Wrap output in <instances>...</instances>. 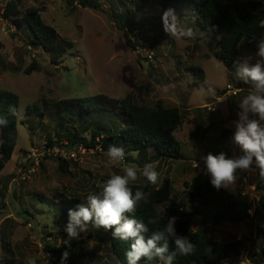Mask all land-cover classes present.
<instances>
[{"label": "rangeland", "instance_id": "374dc122", "mask_svg": "<svg viewBox=\"0 0 264 264\" xmlns=\"http://www.w3.org/2000/svg\"><path fill=\"white\" fill-rule=\"evenodd\" d=\"M13 1L23 13L33 7L41 8L43 21L59 35L60 48L52 56L34 46L29 32L18 31L4 18L6 4L0 0V89L15 93L20 101L17 147L0 175L4 194L0 197V263L61 264L63 254L47 250L50 246L59 248L65 238L70 239L61 233L67 219L59 211L60 198L79 197L85 203L87 195L100 192L112 174H123L122 166H113L105 154L95 150H78L77 159L70 162L71 175L60 170L57 156L44 152L49 140L66 145L75 135L90 141L94 131L100 130L105 135L117 130L118 121L109 115L93 112L82 118L78 108L61 115L57 109L61 100L99 94L122 100L132 95L141 105L156 107L162 103L166 107H178L184 123L175 137L183 145V158L155 161V151L150 149L148 159L154 160L150 163L160 174L159 182L152 185L140 176L132 184L154 189L168 178L179 194L170 202L178 205L180 211L182 208L189 211L185 183L202 172L194 169L193 163L210 152L239 154L232 136L225 144L220 141L221 130L225 129L221 128L224 124L221 119L235 121L237 104L250 90L248 87L236 97L225 95L228 84L235 88L238 85L228 80L233 72L214 58L219 35L203 30L190 12L175 10L181 22L192 27L196 35L194 39L169 37L163 31L161 17L167 9L162 7L161 0H89L98 9L83 8L78 2L71 7L67 0ZM247 1L221 0L226 5ZM128 10L134 13L136 30L126 25ZM154 38L160 42L150 46ZM251 46L254 49L245 50L247 55L241 47L236 60L255 59L256 45ZM193 66L205 71V82L200 86L194 85L190 71ZM27 69H31L29 75L25 74ZM235 79L238 81L236 75ZM209 88L213 91L209 92ZM206 105H214L216 111H207ZM117 113L121 120L126 118L121 111ZM198 122L210 123V134L205 141L189 138ZM33 150L38 151L39 163L27 157ZM126 156L131 162L133 157ZM132 164L141 169L144 166L136 161ZM253 183L259 192V200L255 202L241 194L238 178L224 190L251 206L253 214L260 210V215L242 224L226 223L207 230L219 242L243 240L242 255L221 264H252L250 256L258 252L259 246L264 247V234L259 242L257 238V233L264 230V210L259 202L264 195V178L258 176ZM166 205L158 206L165 216ZM199 224L200 218L192 220L194 230H198ZM88 232L92 238L85 240ZM88 232L79 236L83 238L81 247L89 253L79 264H117L107 235L94 228Z\"/></svg>", "mask_w": 264, "mask_h": 264}, {"label": "trees", "instance_id": "16d2710c", "mask_svg": "<svg viewBox=\"0 0 264 264\" xmlns=\"http://www.w3.org/2000/svg\"><path fill=\"white\" fill-rule=\"evenodd\" d=\"M260 1L249 0L245 3L241 2V4L226 5L221 0H161V5L165 9L190 12L203 30H212L214 34H218V51L214 54V58L234 72L235 58L242 44L251 42V45H256L261 38H264V11L260 10ZM76 2L83 8L98 9L89 0H67L68 6L71 7H74ZM128 11L129 17L126 25L128 28L136 30L138 23L134 13L132 10ZM41 12V8L33 7L23 13L19 10L18 3L12 1L6 5L3 16L11 21L18 31L29 32L31 43L34 46L54 56L60 48V38L54 28L45 24ZM159 42V38H154L150 42V46ZM190 71L195 86H200L205 82V71L202 68L193 66ZM30 73L31 69L25 70L26 75ZM239 83L241 86H248L243 81ZM10 105L15 107L16 115L9 113ZM19 106V97L15 93L0 89V116L8 120L7 126L0 127V174L6 164L11 161L17 147ZM74 108L80 110L82 118L93 112L109 115V118L118 121L115 127L117 130L105 135L100 130L94 131L90 141L82 140L75 135L73 139L68 140L66 145L49 140L46 148L58 146L67 150H77L82 146L87 150H95L100 146L102 149L108 150L110 145L115 144L136 154V158H132L131 162L127 158L126 163L132 164L136 161L139 165L160 159L181 160L183 158V145L175 137V133L184 123L181 110L178 107H166L162 103L157 104L156 107H149L141 105L132 95L120 100L102 94L86 98L66 99L57 103L58 113L61 115H67ZM117 111L124 113L126 118L121 120ZM209 133L210 128L203 123H197L189 138L191 141L201 142L206 140ZM230 136L231 131L223 129L219 139L225 144ZM150 149L155 151L154 160L148 159ZM143 158L145 160L142 162ZM59 162L60 170L71 175L69 170L71 161L59 158ZM131 187L133 193L137 189L143 191L147 202L141 201L137 211L130 215L146 224L149 218L158 219L156 225H148L149 235L154 230L162 229L169 217L176 216L178 217L175 224L177 234L187 236L197 246L194 254L177 256L173 264H221L226 260L240 257L243 240L219 242L209 236L207 230L210 227L218 228L226 223L242 224L260 215V210H255V214L250 215L248 211L251 206L240 202L235 194L229 193L223 188L216 190L204 172L196 175L191 182L185 183L186 193L190 200V210L186 212L183 208L180 211L178 205L170 202L179 194L176 192L173 182L168 178L154 189L145 184H132ZM0 197H4L1 189ZM259 202L264 210L263 194ZM79 203H83L79 197H61L59 211L67 219L68 210L74 209ZM165 203H168L166 205L167 216L158 211V206ZM194 218H200L198 230H194L192 227ZM64 228L65 226L61 229V233L66 237L68 235ZM98 231L107 235L110 250L117 259V264H127L125 253L129 250L131 241L115 239L112 237L111 231L106 232L102 228ZM263 234L264 230L257 233L258 242ZM91 238L92 236L88 232L84 239ZM82 242L83 238L81 237L65 238L59 248L50 246L47 247V250L49 253L55 254L67 252L66 264H79L89 256V253L81 247ZM172 249H174V244L170 243V250ZM249 259L252 264H264V247L259 246L258 252L250 256ZM138 264H147V262L142 259Z\"/></svg>", "mask_w": 264, "mask_h": 264}, {"label": "clouds", "instance_id": "9594fccd", "mask_svg": "<svg viewBox=\"0 0 264 264\" xmlns=\"http://www.w3.org/2000/svg\"><path fill=\"white\" fill-rule=\"evenodd\" d=\"M163 31L175 39H194L195 31L181 22L174 9L162 13ZM255 60L237 58L234 63L236 76L249 85V93L237 104V119L233 121L235 131L232 143L239 149L238 155L228 157L226 153H208L203 157V172L209 177L210 184L216 189H229L238 178V173H258L264 178V38L256 43ZM203 91V89L201 90ZM212 92V89H208ZM9 113L16 115L14 106ZM8 120L0 116V127L7 126ZM113 166H122L123 174H112L98 193H90L85 203H79L67 213L65 232L70 239H76L90 228L111 231L112 237L131 241L125 253L127 264H138L142 259L147 264H173L177 256H189L196 252L197 246L187 236L177 234L175 224L178 217L171 216L162 229L149 235L148 225H156L157 218H149L147 224L137 220L134 214L141 201L147 202L145 193L137 189L133 193L132 183L140 176L152 185L160 180V174L153 163H145L143 168L136 164H126V155L136 157L135 153H126L123 147L110 145L105 153ZM194 167L200 164L195 161ZM170 243L174 249L170 250ZM63 253L61 264L67 260Z\"/></svg>", "mask_w": 264, "mask_h": 264}, {"label": "built area", "instance_id": "2783aa9c", "mask_svg": "<svg viewBox=\"0 0 264 264\" xmlns=\"http://www.w3.org/2000/svg\"><path fill=\"white\" fill-rule=\"evenodd\" d=\"M5 2V4L7 5L8 3L12 2L13 0H3ZM260 10L264 11V0L260 1ZM226 90L228 92V94L230 96H237L239 92H241V90L239 88H235L232 84H228L226 87ZM205 109L209 112H215L216 111V107L214 105H206ZM97 141L99 142V139H97ZM81 149H85L82 146L78 147L77 150H73V151H68L67 149H63L61 147L58 146H54L53 148H46L44 147L43 150L45 153H48L49 155H54L57 156L58 158H61L62 160H66V161H72V160H76L77 156H78V150ZM96 152H100L105 154L107 152V150L102 149L100 146L97 147V149H95ZM38 151L37 150H33L32 152H30L28 154V158L29 159H33L35 160L37 163H39V155H37ZM228 157H232V156H228ZM127 157H125V163H126ZM200 164V168L197 169L194 167V163H193V168L200 170L203 172V158H201L200 160L197 161ZM258 173H248V172H241L238 173V180L240 182V185L242 187V192L241 194L243 196H247L245 198L249 199L248 201L250 202H255V200H259L258 197V186L253 183L254 179H256L258 177ZM248 213L250 215H253V212L251 209H249Z\"/></svg>", "mask_w": 264, "mask_h": 264}, {"label": "crops", "instance_id": "0c3cea01", "mask_svg": "<svg viewBox=\"0 0 264 264\" xmlns=\"http://www.w3.org/2000/svg\"><path fill=\"white\" fill-rule=\"evenodd\" d=\"M263 24H264V23H263ZM249 44H250V45H249ZM241 47H242V50L244 51V54H245V55H247V52H246L245 50L248 49V50L250 51L251 49H254V48L251 46V42H244V43L242 44ZM241 47H240V48H241ZM240 48H239L238 50H240ZM242 50H241V51H242ZM236 56H237V55H236ZM248 59H251V60H253V61L255 60V59H253V57L248 58ZM235 61H236V58H235ZM234 74L236 75V67H235V73L233 72V73L229 76V78H231L230 81H235V82L237 83V85H238V88L241 90V92H242L243 90L245 91V89H247V88L249 87V85H248V86H241L239 82L242 81V80H240V79L238 78V81H236V79H235V75H234ZM204 86H205V84H204ZM224 91H225V89H224ZM226 91H227V90H226ZM246 92H247V91H246ZM225 95L228 96V95H229L228 92H226ZM229 96H230V95H229ZM230 97H234V96H230ZM235 97H236V96H235ZM213 122L219 124V123H220V120H219V121L214 120ZM221 122L224 123L223 126H222L221 128H225V129L230 130V131L232 132L231 136H233L234 131H235V127H234L233 122H230V121L227 122V120H226V119H223V118L221 119ZM198 123H200V122H198ZM204 125L207 126L208 128H211L210 123H207V122H206V124H204ZM209 134H210V133H209ZM209 134H208V135H209ZM207 137H208V136H207ZM0 144H1V142H0ZM15 150H16V149H15ZM14 152H15V151H14ZM5 168H6V167H5ZM3 171H4V170H3ZM3 171H2V172H3ZM2 172H1V173H2ZM0 175H1V174H0Z\"/></svg>", "mask_w": 264, "mask_h": 264}]
</instances>
